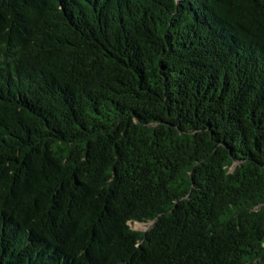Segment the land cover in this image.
Instances as JSON below:
<instances>
[{
  "label": "trees",
  "instance_id": "obj_1",
  "mask_svg": "<svg viewBox=\"0 0 264 264\" xmlns=\"http://www.w3.org/2000/svg\"><path fill=\"white\" fill-rule=\"evenodd\" d=\"M0 264H264V0H0Z\"/></svg>",
  "mask_w": 264,
  "mask_h": 264
},
{
  "label": "rangeland",
  "instance_id": "obj_2",
  "mask_svg": "<svg viewBox=\"0 0 264 264\" xmlns=\"http://www.w3.org/2000/svg\"><path fill=\"white\" fill-rule=\"evenodd\" d=\"M130 225L137 230H147L152 226V223H143V222H131Z\"/></svg>",
  "mask_w": 264,
  "mask_h": 264
}]
</instances>
